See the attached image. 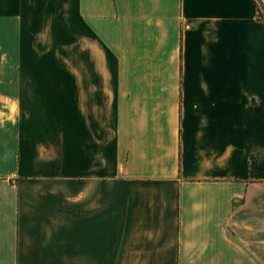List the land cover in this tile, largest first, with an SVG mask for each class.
<instances>
[{"label": "crops", "instance_id": "obj_1", "mask_svg": "<svg viewBox=\"0 0 264 264\" xmlns=\"http://www.w3.org/2000/svg\"><path fill=\"white\" fill-rule=\"evenodd\" d=\"M9 1L0 264H264V0Z\"/></svg>", "mask_w": 264, "mask_h": 264}, {"label": "rangeland", "instance_id": "obj_2", "mask_svg": "<svg viewBox=\"0 0 264 264\" xmlns=\"http://www.w3.org/2000/svg\"><path fill=\"white\" fill-rule=\"evenodd\" d=\"M9 2H12V0H10ZM5 24H6V26H5V37H6V39H9V26H10V21H9V19H8V16H7V18H6V20H5Z\"/></svg>", "mask_w": 264, "mask_h": 264}, {"label": "trees", "instance_id": "obj_3", "mask_svg": "<svg viewBox=\"0 0 264 264\" xmlns=\"http://www.w3.org/2000/svg\"><path fill=\"white\" fill-rule=\"evenodd\" d=\"M254 2L256 3V0H254Z\"/></svg>", "mask_w": 264, "mask_h": 264}]
</instances>
